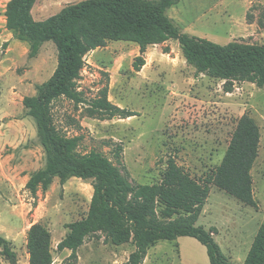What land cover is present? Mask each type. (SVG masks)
I'll return each instance as SVG.
<instances>
[{
    "label": "rangeland",
    "instance_id": "rangeland-1",
    "mask_svg": "<svg viewBox=\"0 0 264 264\" xmlns=\"http://www.w3.org/2000/svg\"><path fill=\"white\" fill-rule=\"evenodd\" d=\"M10 1L0 0V130L4 138L0 179L6 182L0 181V235L12 243L15 264H29L28 232L34 224L51 232L53 264H126L133 244L106 243L103 231L89 235L73 260L71 251L57 250L68 233L66 225L87 216L94 180L72 178L61 185L55 178L48 189L39 187L36 196L26 188L25 177L43 169L46 156L23 100L35 96L37 87L53 75L58 50L50 41L37 57H29L30 44L15 39L6 28ZM73 2L37 0L34 18L46 20ZM168 15L191 36L221 45L264 44V0H181ZM138 56L139 46L129 42H110L89 52L76 81L80 101L61 97L53 104L57 127L68 137L81 139L82 154L103 153L133 185L160 183L168 160L174 159L185 174L209 189L198 226L216 228L214 238L224 254L234 264H244L264 223V87L235 83L233 92L226 93L224 81L198 75L187 64L175 40L148 47L146 65L139 72L133 67ZM105 99L136 115L109 117L93 107ZM244 115L254 119L261 133L251 171L256 207L212 182ZM178 240L159 242L149 250L144 264H182L179 250L185 264H210L207 249L199 241ZM0 264L11 263L2 257Z\"/></svg>",
    "mask_w": 264,
    "mask_h": 264
},
{
    "label": "trees",
    "instance_id": "trees-1",
    "mask_svg": "<svg viewBox=\"0 0 264 264\" xmlns=\"http://www.w3.org/2000/svg\"><path fill=\"white\" fill-rule=\"evenodd\" d=\"M181 0H85L63 8L46 20H36L37 0H11L6 8V28L15 39L30 44V58L39 54L47 42L57 46V67L53 75L37 87L35 96L25 97L27 116L36 125L46 164L34 172L27 190L36 196L39 187L48 189L55 178L61 185L69 179L94 180L93 196L87 216L66 225L68 233L57 250L72 252L73 260L85 239L106 233L105 242L115 246L132 243L134 251L126 264H144L149 250L161 241L181 237L199 241L207 249L210 264H234L215 240L217 229L198 226L209 189L200 186L170 158L160 183L131 184L103 153L79 151L80 138L68 137L55 122L53 104L61 97L80 101L76 81L85 56L105 48L110 42H129L139 46L134 69L146 65L151 46L171 40L179 43L187 64L198 75L224 81L223 89L232 93L235 83L247 82L264 87V44L231 42L221 45L184 33L169 17L168 10ZM169 48L165 49V53ZM93 107L109 117H133L111 104L98 100ZM260 128L244 115L238 122L228 152L218 167L213 184L244 204L256 207L251 171L259 155ZM121 148L116 157L120 159ZM29 264H53L52 235L48 228L34 224L28 232ZM15 264L12 243L0 235V259ZM67 264V263H65ZM244 264H264V223L259 227Z\"/></svg>",
    "mask_w": 264,
    "mask_h": 264
},
{
    "label": "crops",
    "instance_id": "crops-1",
    "mask_svg": "<svg viewBox=\"0 0 264 264\" xmlns=\"http://www.w3.org/2000/svg\"><path fill=\"white\" fill-rule=\"evenodd\" d=\"M74 0H72V2H73ZM80 3V2H79ZM72 4H76V2H73ZM69 5H71V4H69ZM34 10V9H33ZM34 130L36 131V127H34ZM21 136H23V134H21V133H16V137H21ZM12 137V136H11ZM3 143H4V138H3V136H2V133H1V130H0V149L2 148V146H3ZM1 158V157H0ZM25 179H26V182H28V177H25ZM0 181L2 182V183H6L5 181L3 182V180H1L0 179ZM11 181L14 183V179H11ZM206 229H207V226H204ZM181 238H185V237H181ZM181 238H179V239H181ZM177 241H179V240H177ZM174 242H176V241H174ZM153 248V247H152ZM179 255H180V257H181V261H182V264H185V261L183 260V251L182 250H179ZM209 258V257H208ZM210 262V261H209Z\"/></svg>",
    "mask_w": 264,
    "mask_h": 264
}]
</instances>
